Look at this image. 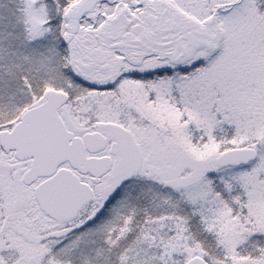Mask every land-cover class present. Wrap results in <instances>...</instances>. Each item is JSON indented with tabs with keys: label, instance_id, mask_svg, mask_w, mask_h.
<instances>
[{
	"label": "snow or ice",
	"instance_id": "1",
	"mask_svg": "<svg viewBox=\"0 0 264 264\" xmlns=\"http://www.w3.org/2000/svg\"><path fill=\"white\" fill-rule=\"evenodd\" d=\"M0 264H264V0H0Z\"/></svg>",
	"mask_w": 264,
	"mask_h": 264
}]
</instances>
